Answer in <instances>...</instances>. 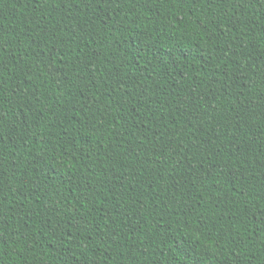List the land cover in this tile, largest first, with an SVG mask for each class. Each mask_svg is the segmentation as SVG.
I'll return each instance as SVG.
<instances>
[{"label":"trees","instance_id":"1","mask_svg":"<svg viewBox=\"0 0 264 264\" xmlns=\"http://www.w3.org/2000/svg\"><path fill=\"white\" fill-rule=\"evenodd\" d=\"M0 264H264V0H0Z\"/></svg>","mask_w":264,"mask_h":264}]
</instances>
